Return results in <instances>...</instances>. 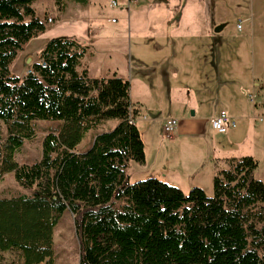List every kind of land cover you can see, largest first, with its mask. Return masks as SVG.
<instances>
[{
    "label": "trees",
    "instance_id": "1",
    "mask_svg": "<svg viewBox=\"0 0 264 264\" xmlns=\"http://www.w3.org/2000/svg\"><path fill=\"white\" fill-rule=\"evenodd\" d=\"M35 1L0 0V181L12 172L31 191L0 197V252L22 264H53L54 229L70 211L79 264H264V182L255 178V157L228 158L212 196L156 177L132 182L130 163L146 156L128 80L91 77L82 68L88 45L66 35L49 39L25 75L11 71L47 29ZM104 119L118 122L78 152ZM40 120L61 123L44 137L40 159L20 163L15 154Z\"/></svg>",
    "mask_w": 264,
    "mask_h": 264
},
{
    "label": "crops",
    "instance_id": "2",
    "mask_svg": "<svg viewBox=\"0 0 264 264\" xmlns=\"http://www.w3.org/2000/svg\"><path fill=\"white\" fill-rule=\"evenodd\" d=\"M205 2L206 0H152L148 12L153 18L147 31V27L137 28L139 21H134L142 8L139 7L135 10V15H131L130 8L129 12L125 11L126 5L123 1L119 12H112L109 15L108 22L117 24L122 15L125 16L123 18L125 22L117 25L114 36H107V38L110 41L111 38L122 37L123 43L119 46L125 48L126 52H131L129 71L122 72L116 66L108 69L104 72L105 75L100 77L109 78L117 75L128 80L131 84V100L140 110V115L151 114L153 107L156 111L160 110L157 115L149 117L151 121L160 118L158 115L169 108L172 112L167 110V115L161 117V120L165 123L168 118H177L180 132L184 135L180 136V139L185 140L190 136L204 138L210 135L209 142L212 143L213 150H220V146L226 145L235 148V146L257 140L256 123L264 120V80H260L258 73L252 68L250 76L249 73L245 74L246 76L238 74L233 64H228L225 68L224 62L228 60L229 54L234 52L238 58L246 56L250 58L253 50L256 56V49L252 46V52L248 53L245 36H241L237 42L226 39L223 41L215 31L220 23L224 29L227 25L221 22L220 16L217 15L216 10L220 8V5L213 6ZM239 15L238 17L242 16V21H240L241 27L237 28L238 31H243V23L250 22L251 19L250 38L253 45L256 38L254 23H252L253 14L246 17L240 13ZM237 18L236 27H238ZM113 19H116V22H113ZM127 26L129 35H126ZM131 37L136 38L133 41ZM94 42L92 40L84 42L88 44L85 57L89 51L93 54L91 50L95 47ZM139 44H146L147 53L138 52ZM244 44L245 49H243ZM222 45H227L228 48L222 50ZM106 54L109 57L114 55L108 48ZM225 55L226 59L223 60ZM88 70L91 77H97L90 74L89 67ZM135 85L140 86V92L146 93L144 98L134 95ZM252 93L255 95L254 101L250 97ZM149 100L154 106L149 107ZM221 110H226L237 121L236 127L231 128L227 133H219L211 125V119ZM207 124L211 132H207ZM223 135L227 136L220 138ZM144 146L147 163L145 143ZM247 155L255 157L252 151ZM153 157L155 164L162 165L161 168L150 171L153 177L177 186L185 193L198 186L211 196L214 193L213 178L216 172L225 168V161L228 158L241 156H225L214 152L208 154L206 158H199L195 153L180 148L178 142H175L167 146L157 145ZM176 163L181 165L182 169L175 167ZM136 180L142 179L137 177ZM131 181L135 182L133 179ZM66 215L74 220L70 211H66L63 217ZM56 227L53 236L54 245Z\"/></svg>",
    "mask_w": 264,
    "mask_h": 264
},
{
    "label": "rangeland",
    "instance_id": "3",
    "mask_svg": "<svg viewBox=\"0 0 264 264\" xmlns=\"http://www.w3.org/2000/svg\"><path fill=\"white\" fill-rule=\"evenodd\" d=\"M123 4V1L120 0ZM152 0H131L130 3L124 7L126 12H131V15H135V10L141 7L140 13L136 15L134 21H139L137 28L147 27L150 25L152 15L148 12L150 2ZM156 1V0H155ZM206 0L205 4L220 5V8L216 10L217 15L220 16V21L226 23L222 30L217 32L219 37L226 40H232V42L240 39L241 36H245V42L248 46L249 52H252V46L256 49V56L251 54L250 58H238L235 53H231L227 56L228 60L224 62L225 68L227 65L233 64L234 70L242 76V74L249 73L251 75L253 70H256L260 80H264V0ZM110 0H36L33 4L36 14L47 24V29L44 33L31 39L19 52L17 59L11 64V71L18 75L23 76L31 70V65L34 62L39 61L38 53L44 47L45 43L54 37L61 35H69L82 40V43L92 40L94 42V49L88 52L83 59V67H89L90 74L92 76L100 77L105 75L108 69L118 66L122 72L129 71V54L125 48L120 47L119 44L123 43L119 38H111L110 41L107 36H114L116 33L117 25L125 22V16L122 15L117 24L108 22L112 12H119V8L112 9L109 5ZM130 8V9H129ZM129 9V10H128ZM240 14L244 17L253 14L254 28H255V41L251 40V28L250 22H245L243 31H238L236 27V18ZM128 14V13H127ZM242 16L237 18V25L240 23ZM51 19V20H50ZM63 19V20H62ZM127 21V19H126ZM219 25H222L220 23ZM218 26V25H217ZM216 26V27H217ZM126 35H129L128 26L126 28ZM148 35V34H146ZM216 35V33H215ZM97 40H93L96 39ZM133 38V41L136 37ZM139 38V37H138ZM77 39V40H78ZM118 40V43H117ZM81 42V41H80ZM255 42V45H254ZM88 45L87 43H84ZM146 44L138 45V52L140 54L147 53L148 47ZM234 46V45H233ZM232 46V47H233ZM107 48L112 50L113 57H109L106 54ZM120 48V49H119ZM227 45H222L221 49H227ZM246 46L244 44L243 49ZM128 50V49H127ZM226 59V55L223 60ZM195 70V68H194ZM246 76V75H245ZM145 92H140V86L135 85L134 95L136 97H145ZM149 107L152 101L149 100ZM158 108V107H157ZM167 110L158 115L160 118L150 120L151 115H157L160 113L153 110L151 114H141L137 117V125L140 129L141 137L146 144L147 163L140 164L136 161H132V165L128 168V173L131 176V180L137 181V177L145 179L153 177L150 174L151 170L161 168V164H155L154 153L157 145L160 144L167 146L171 143L178 142V146L188 152L195 153L199 158H206L208 154L217 152L225 156H245L251 151L255 154V158L258 160V167L256 168L254 175L255 178L264 182V120L256 123L257 129H255V135L257 140L255 142H248L241 146H220V150H213L212 143L209 142L210 135L206 137L190 136L187 139H180V136H184L179 129V122L175 131L171 134V137L164 130V120L161 117L167 115ZM171 111V110H170ZM172 112V111H171ZM117 119H104L97 127L91 129L83 141L79 144L78 152L84 153L88 151L92 145L96 135L102 131H108L117 124ZM61 122L58 121H45L40 120L36 122V135L26 140L23 147L15 154L16 160L20 163H32L42 156V141L46 134L52 128H57ZM207 132H211L207 124ZM214 132V131H213ZM227 135L220 136L224 137ZM6 137V128L0 122V142ZM177 144V143H176ZM175 164V167L182 169L181 165ZM158 165V166H157ZM227 161H225V167H227ZM31 191L21 186L15 179L14 173H7L0 181V197H11L19 195L21 193H30ZM214 194V193H213ZM212 194V195H213ZM211 195V196H212ZM210 196V195H209ZM74 216V215H73ZM74 218V217H73ZM80 259V245L76 231L75 220H72L68 215L61 218L59 224L56 227V243L54 245V263L55 264H79ZM0 264H22L18 260V257L10 252L0 253Z\"/></svg>",
    "mask_w": 264,
    "mask_h": 264
},
{
    "label": "built area",
    "instance_id": "4",
    "mask_svg": "<svg viewBox=\"0 0 264 264\" xmlns=\"http://www.w3.org/2000/svg\"><path fill=\"white\" fill-rule=\"evenodd\" d=\"M131 0L124 1V4L127 6ZM110 6L112 8L122 6L120 0H111ZM51 20V19H50ZM113 22H116V19H113ZM241 27V22L238 24V28ZM251 100L254 101V93L250 94ZM179 120L177 118H168L164 123V130L171 137V134L175 131V128L178 125ZM211 125L214 130L219 133H227L231 128L236 127L237 121L236 118L231 116L226 110H221L216 116L211 119Z\"/></svg>",
    "mask_w": 264,
    "mask_h": 264
},
{
    "label": "water",
    "instance_id": "5",
    "mask_svg": "<svg viewBox=\"0 0 264 264\" xmlns=\"http://www.w3.org/2000/svg\"><path fill=\"white\" fill-rule=\"evenodd\" d=\"M223 28V25H218L216 28H215V31L218 32L220 30H222Z\"/></svg>",
    "mask_w": 264,
    "mask_h": 264
}]
</instances>
